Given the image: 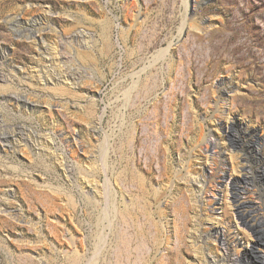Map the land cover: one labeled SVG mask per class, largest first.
Wrapping results in <instances>:
<instances>
[{"label": "rangeland", "instance_id": "obj_1", "mask_svg": "<svg viewBox=\"0 0 264 264\" xmlns=\"http://www.w3.org/2000/svg\"><path fill=\"white\" fill-rule=\"evenodd\" d=\"M0 133V264H264V0H0Z\"/></svg>", "mask_w": 264, "mask_h": 264}, {"label": "bare ground", "instance_id": "obj_2", "mask_svg": "<svg viewBox=\"0 0 264 264\" xmlns=\"http://www.w3.org/2000/svg\"><path fill=\"white\" fill-rule=\"evenodd\" d=\"M0 139L3 141H6L8 139V136L6 133H0ZM6 146V145H5ZM208 149L214 153L213 155H218V157H221L224 155L225 151L223 149H218V146H216L214 143H211L210 146H208ZM217 149V150H216ZM228 160H226V157H223L219 160H217L215 167L209 171V177L208 180L212 184L213 187L216 185H222L227 179H230L229 176H227V170L226 165ZM233 180V179H231ZM246 182V181H245ZM247 184V183H246ZM239 188V187H238ZM247 188V187H246ZM240 189V188H239ZM238 190V189H237ZM244 191L243 194L241 193H234L233 194V204L235 206V209L237 212L243 217L245 222L251 226H254V223L258 221L259 218L253 216L250 214L249 211L245 212L243 208H245L247 205L250 204L251 201V194L252 192L247 189H242ZM253 190V189H252ZM249 191L251 193H249ZM249 194V195H248ZM254 194V193H253ZM255 198V197H254ZM254 200H257L256 198ZM217 200L213 202L212 204H217ZM256 203V202H255ZM255 207V206H254ZM248 208V206H247ZM255 210V209H254ZM259 211V210H258ZM254 213V212H253ZM252 213V214H253ZM216 231V230H215ZM216 236L221 244V247L223 248L224 254L223 259L225 261V264H235L236 260L231 258V249L237 248L236 246L239 245L240 240L236 234H233L231 232H217ZM261 239V237H260ZM259 241V240H258ZM261 241V240H260ZM258 243V242H257ZM249 247V245H247ZM242 247V246H241ZM256 245H250V249H255ZM247 248V247H246ZM251 250V251H252ZM257 250V249H256ZM239 251V250H238ZM242 251V250H241ZM256 252V251H255ZM251 253V252H250ZM249 254V253H248ZM246 255V254H245ZM233 256V255H232ZM237 256V255H235ZM234 256V257H235ZM221 259V258H220ZM214 262V261H213ZM216 262V261H215ZM239 262V261H238ZM241 262V261H240ZM217 263V262H216Z\"/></svg>", "mask_w": 264, "mask_h": 264}]
</instances>
